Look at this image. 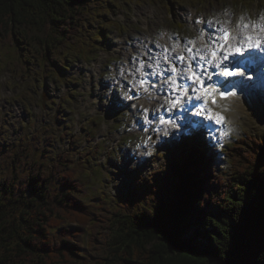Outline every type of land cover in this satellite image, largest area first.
Segmentation results:
<instances>
[{"label": "trees", "instance_id": "obj_1", "mask_svg": "<svg viewBox=\"0 0 264 264\" xmlns=\"http://www.w3.org/2000/svg\"><path fill=\"white\" fill-rule=\"evenodd\" d=\"M102 2L0 0V66L17 76L32 59L43 79L61 78L69 50L82 54L83 32L107 13ZM182 148L127 194L91 204L77 180L81 164L58 156L24 172L21 157L0 145V264H264V137L231 148L225 178L205 143L200 155ZM184 169L196 201L181 210L185 226L176 230L148 207L146 193Z\"/></svg>", "mask_w": 264, "mask_h": 264}, {"label": "rangeland", "instance_id": "obj_2", "mask_svg": "<svg viewBox=\"0 0 264 264\" xmlns=\"http://www.w3.org/2000/svg\"><path fill=\"white\" fill-rule=\"evenodd\" d=\"M101 1L107 13L83 32L86 42L82 54L69 50L61 78L43 79L32 59L28 70L17 76L0 66L1 148L21 157L24 172L40 164L46 168L58 156L81 164L77 180L83 184L82 199L91 204L96 198L112 203L133 189L125 182L126 173L132 179H147L167 162L170 151L180 150L185 142L191 145L189 133L181 135L173 129L176 135L164 137V130L169 133L172 130L170 125L159 133L145 131L143 110L148 109L149 119L155 122L158 112L167 105L165 98L172 96L167 86H161L164 94L156 91L157 95L152 96L155 92L152 90L147 102L140 101L133 107L125 102L124 93L134 89L140 75L136 69L141 58H146V65L155 64L161 50L157 43L171 48L174 40L181 43L195 40L201 31L205 39L209 35L214 37L219 34L217 21H227V28L238 23H264V0ZM102 29L104 39L96 37ZM145 71L150 74L149 68L145 67ZM242 86L256 91L258 85ZM263 93H255L253 97L239 94L225 106L239 108L235 119H230V112L225 115L222 131L232 130L230 138L207 133L206 128L198 130L199 146L193 149L191 145L190 149L202 154L200 146L208 142L205 136L213 137V144L208 147L217 155L213 170L218 176L225 178L232 170L231 148L237 142L241 143L245 136L264 137ZM110 102L114 105L108 109ZM149 134L155 137L153 141L174 137L175 144L160 151L161 143L156 155L141 156L140 164L127 162L135 156L136 144H142Z\"/></svg>", "mask_w": 264, "mask_h": 264}, {"label": "snow or ice", "instance_id": "obj_3", "mask_svg": "<svg viewBox=\"0 0 264 264\" xmlns=\"http://www.w3.org/2000/svg\"><path fill=\"white\" fill-rule=\"evenodd\" d=\"M217 23L220 25L217 29L219 34L214 37L209 35L205 39V33L201 31L197 34L195 40L188 39L183 43L174 40L171 48L161 47L157 43L156 47L161 48V51L156 57L155 64L148 63L146 65L144 61H140L139 67L136 69L140 73L141 79L135 81L134 86L142 88L145 92L149 91V87H146L149 84L146 78L149 73L144 70L145 67L151 69L152 74L159 76L162 83L167 85L168 90L174 94V96L165 98L169 111L178 106L184 105L187 107L190 105L189 111L197 119L190 120L185 125L186 129L208 127L205 121L214 123L216 126H222L226 118L207 106V89L210 88L214 93H218L220 99L235 97V92L222 91L221 89L229 86L234 87L237 83L234 78L245 76V71L242 69H245L247 63L251 60L248 55L249 52L259 51L264 53V23L260 25L252 22L238 23L236 25L238 32L235 35L231 34L226 27L227 21H217ZM198 41L200 46H197ZM189 45L191 47H188ZM178 46H182V54L173 55ZM161 61L167 65V68L161 67ZM213 78L215 79L213 80ZM248 79H251V77H248ZM210 81L212 83H209ZM151 87H157L155 82L151 84ZM124 95L127 99L133 98L128 92H125ZM211 103L215 105L216 100L213 98ZM158 120L159 125L177 127L173 121L165 119L163 116L158 117ZM143 122L149 127L154 122L149 119L148 109L143 110ZM153 130L155 131V129ZM208 130L209 132L212 131L211 128ZM169 135L170 133L167 130L163 131L164 137H169ZM227 135V131L220 132V136ZM149 140H155V137L149 136L142 144L137 143L136 149L148 148ZM188 140L195 149L199 137L190 132ZM174 144V137L164 140L163 146L159 150L164 151V148ZM165 174L162 173L161 177H164ZM191 181V172L184 169L181 174L169 176L166 183L154 185L155 191L146 193L152 201L148 207L154 208L161 218L168 219L170 226L176 230H180L185 226L184 214L181 210L192 209L195 206L196 199L191 196Z\"/></svg>", "mask_w": 264, "mask_h": 264}, {"label": "bare ground", "instance_id": "obj_4", "mask_svg": "<svg viewBox=\"0 0 264 264\" xmlns=\"http://www.w3.org/2000/svg\"><path fill=\"white\" fill-rule=\"evenodd\" d=\"M241 81V84L243 83L244 85H247V84H249L247 81H242V80H240ZM256 85H258V83H255ZM236 85H237V90H238V95L240 94V89H238V87H239V85H240V82H237L236 83ZM257 88H258V86H256ZM256 88V89H257ZM242 93L241 94H248L249 96H251V97H253L254 96V92H255V90L254 89H249V90H246V91H241ZM171 93V92H170ZM150 94V93H149ZM237 95V96H238ZM237 96L235 97V98H230L227 102H223V103H220L218 106H216V107H214V108H212L213 110H214V112H216V113H220V114H222L224 117H225V115H227V114H230V113H232V114H230V116H231V118L230 119H235L237 116H238V109L237 110H235V109H227V108H223L224 106H227V105H230L231 103H232V101H234L236 98H237ZM146 99V98H145ZM145 99H143V101L144 102H147ZM151 100V99H150ZM241 108V107H240ZM242 109H244V107H242ZM230 112V113H229ZM189 115V116H188ZM187 116H188V118H191L193 115H192V113H189ZM179 122V121H178ZM213 125V127H214V129H215V131L217 132V131H221L222 130V126H216V125H214V124H212ZM238 128L240 127V126H237ZM217 128H218V130H217ZM187 131H189V132H191V129H186ZM224 130H226L228 133H233V131H230V130H228V128L227 129H223V131ZM179 131H177V133H178ZM176 132L174 133L173 132V134H177ZM229 135H227L226 137H228ZM185 149V148H184ZM127 162H129V163H132V162H130L129 160L127 161Z\"/></svg>", "mask_w": 264, "mask_h": 264}, {"label": "clouds", "instance_id": "obj_5", "mask_svg": "<svg viewBox=\"0 0 264 264\" xmlns=\"http://www.w3.org/2000/svg\"><path fill=\"white\" fill-rule=\"evenodd\" d=\"M162 134H163V133H162ZM157 142H159V143H163V141H156V142H153L152 146H148L147 151L141 152V153H139L138 155H139V156H143V157L151 156V155L153 154V152L155 151V147H154V145H155V143H157Z\"/></svg>", "mask_w": 264, "mask_h": 264}]
</instances>
